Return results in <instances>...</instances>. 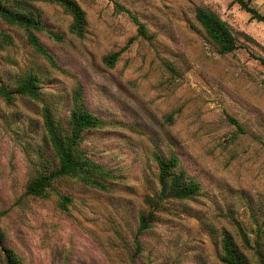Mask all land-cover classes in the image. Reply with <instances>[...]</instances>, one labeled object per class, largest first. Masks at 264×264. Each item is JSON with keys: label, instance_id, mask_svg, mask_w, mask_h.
Returning a JSON list of instances; mask_svg holds the SVG:
<instances>
[{"label": "rangeland", "instance_id": "374dc122", "mask_svg": "<svg viewBox=\"0 0 264 264\" xmlns=\"http://www.w3.org/2000/svg\"><path fill=\"white\" fill-rule=\"evenodd\" d=\"M76 1L87 20L82 37L58 5L29 4L60 35L38 32L60 69L21 29L0 22L12 40L0 49V80L36 74L43 100L63 122L78 88L88 111L120 121L85 132L82 143L111 172L110 184L105 191L61 181L70 197L65 211L54 193L25 196L26 182L53 158L40 103L0 97V264H9L6 249L19 264H221L224 231L252 258L253 247L264 252V22L232 0ZM251 4L264 14V0ZM197 6L228 24L234 51L215 50L194 17ZM132 17L145 34L108 66L104 57L137 34ZM155 151L176 155L199 193L159 201ZM150 209L155 219L134 254L139 214Z\"/></svg>", "mask_w": 264, "mask_h": 264}, {"label": "trees", "instance_id": "16d2710c", "mask_svg": "<svg viewBox=\"0 0 264 264\" xmlns=\"http://www.w3.org/2000/svg\"><path fill=\"white\" fill-rule=\"evenodd\" d=\"M34 0H0V22L4 26H14L21 29L27 43L48 63L60 69L53 55L48 51L38 37V32H46L50 38L60 39V35L50 29L44 22L40 12L30 8L29 4ZM58 5L62 11L69 15L71 22L70 32L78 37L85 33L87 20L84 10L76 0H39ZM252 0H232L239 7L248 12L252 19L264 22V14L260 13L251 4ZM194 17L204 30L207 40L214 46L219 54H227L237 47V39L228 24L215 11L197 6ZM137 24V34L129 37L126 43L118 50L107 54L104 62L113 66L120 54L128 48L130 43L138 35H144L146 27L132 17ZM11 37L0 26V49L10 45ZM263 63L264 60L260 59ZM39 77L28 72L12 82L0 80V97L8 104L17 99H29L40 103V115L44 131L43 142L53 155L52 161L44 163L35 176L30 178L25 185L24 195L35 198H48L52 193L58 197V205L62 210L67 209L70 197L61 193L58 184L65 179H74L78 183L94 187L100 190H108L111 172L101 164L92 160L82 149L85 132L104 129L110 125H117L118 120L105 118L88 111L85 107L78 88L72 95V108L68 118L63 122L55 115L53 108L43 100L40 91ZM240 129L237 121L232 119ZM153 158L157 165V180L160 185L157 198L160 201L165 197L178 200L188 199L197 195L200 191V183L193 179L183 168L179 166L176 155H164L159 151L153 152ZM155 204H158L156 202ZM155 213L152 209L142 211L139 214L138 225L134 236V254L141 250L140 235L152 226ZM242 243L252 248L249 237L240 229ZM256 245L258 241L255 240ZM6 257L9 264H19L13 252L6 249ZM219 260L221 264H264V252L253 247V258L244 252L230 233L224 231L220 239Z\"/></svg>", "mask_w": 264, "mask_h": 264}]
</instances>
